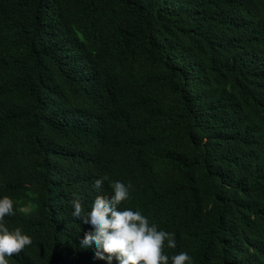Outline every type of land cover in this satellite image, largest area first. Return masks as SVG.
<instances>
[{
    "label": "trees",
    "instance_id": "obj_1",
    "mask_svg": "<svg viewBox=\"0 0 264 264\" xmlns=\"http://www.w3.org/2000/svg\"><path fill=\"white\" fill-rule=\"evenodd\" d=\"M115 181L169 264H264V0H0L8 264H107L70 201Z\"/></svg>",
    "mask_w": 264,
    "mask_h": 264
},
{
    "label": "clouds",
    "instance_id": "obj_2",
    "mask_svg": "<svg viewBox=\"0 0 264 264\" xmlns=\"http://www.w3.org/2000/svg\"><path fill=\"white\" fill-rule=\"evenodd\" d=\"M107 174L97 179L94 188L101 189L108 181ZM114 195H97L89 212H85L81 199L70 201L72 216L85 224H91L92 231L85 233L82 248L95 247V258L112 264H169L164 254V242L169 248L176 247L174 233L158 231L155 224L140 212L131 209L119 210V205L129 199L131 184L127 186L115 181L110 183ZM75 197V194H73ZM13 214V200L5 196L0 199V221ZM32 243L31 237L22 234L20 228L9 231L0 223V264H8L6 257L19 254ZM190 257L186 252L171 257L172 264H187Z\"/></svg>",
    "mask_w": 264,
    "mask_h": 264
}]
</instances>
